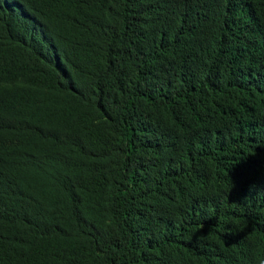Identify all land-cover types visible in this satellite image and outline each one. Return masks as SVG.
<instances>
[{
	"label": "trees",
	"instance_id": "16d2710c",
	"mask_svg": "<svg viewBox=\"0 0 264 264\" xmlns=\"http://www.w3.org/2000/svg\"><path fill=\"white\" fill-rule=\"evenodd\" d=\"M0 264H264V0H0Z\"/></svg>",
	"mask_w": 264,
	"mask_h": 264
}]
</instances>
